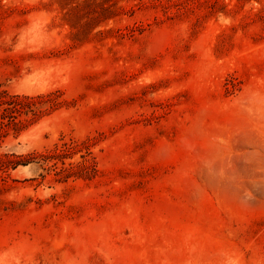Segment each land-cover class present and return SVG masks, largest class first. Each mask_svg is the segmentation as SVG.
I'll use <instances>...</instances> for the list:
<instances>
[{"label": "rangeland", "instance_id": "1", "mask_svg": "<svg viewBox=\"0 0 264 264\" xmlns=\"http://www.w3.org/2000/svg\"><path fill=\"white\" fill-rule=\"evenodd\" d=\"M0 264H264V0H0Z\"/></svg>", "mask_w": 264, "mask_h": 264}, {"label": "trees", "instance_id": "2", "mask_svg": "<svg viewBox=\"0 0 264 264\" xmlns=\"http://www.w3.org/2000/svg\"><path fill=\"white\" fill-rule=\"evenodd\" d=\"M5 104L3 111L9 114L11 122L17 124L19 121H15V115H11L13 112H19L22 107L21 102L17 96H10L6 91H0V105Z\"/></svg>", "mask_w": 264, "mask_h": 264}]
</instances>
